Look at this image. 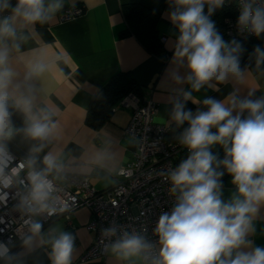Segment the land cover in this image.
<instances>
[{
	"label": "clouds",
	"instance_id": "9594fccd",
	"mask_svg": "<svg viewBox=\"0 0 264 264\" xmlns=\"http://www.w3.org/2000/svg\"><path fill=\"white\" fill-rule=\"evenodd\" d=\"M64 2L15 0L13 5L12 0H0V203L6 205L5 190L16 187L15 207L23 220L16 229L21 251L13 253L11 241H0L3 264H26L38 250H46L50 264L74 261V234L59 224L45 231L37 219L68 211L58 200V181L65 178L68 165L63 153L51 149L56 113L38 103V82L53 65L58 68L62 57L46 58L38 48L25 51L36 25L52 23ZM169 2L168 18L178 32L171 76L175 83L190 86L173 101L170 118L177 127L187 124L177 141L189 154L166 174L176 200L170 212L159 215L153 233L157 241L138 231L108 227L101 233L103 251L116 264H264V247L254 246L249 238L264 207V95L254 98L255 90H249L241 98L234 89L222 100L196 98L193 93L205 86L215 90L230 80L243 84L253 70L241 67L242 45L225 41L210 19L226 0ZM237 2L239 31L260 37L264 0ZM250 60L254 72L264 76V48L256 46ZM179 68H186L185 77ZM188 101L203 107L193 112L185 107ZM17 114L22 118L19 126L13 119ZM17 138L28 149L19 161L8 147ZM216 145L223 148V159L213 153ZM225 173L235 186L227 200Z\"/></svg>",
	"mask_w": 264,
	"mask_h": 264
},
{
	"label": "crops",
	"instance_id": "0c3cea01",
	"mask_svg": "<svg viewBox=\"0 0 264 264\" xmlns=\"http://www.w3.org/2000/svg\"><path fill=\"white\" fill-rule=\"evenodd\" d=\"M127 4H137L158 14L156 28L168 53L165 61L150 53L136 37L121 36L126 29L122 7ZM73 7L82 8L83 13L61 21L62 10ZM170 10L169 0H65L64 7L52 23L36 25L33 40L25 46V51L29 47L38 48L46 58L57 54L62 57L58 68L53 65L38 82V103L47 105L56 113V139L51 149L64 154L68 165L64 175L86 176L95 190L103 191L113 185L117 169L132 158L134 142L124 134L132 114L130 107L116 104L110 120L98 130L91 129L84 122L91 97L118 72H129L141 86L143 100L156 103L154 123L170 126L175 123L170 118L173 101L182 90H190V86L175 83L171 76L176 68L173 52L178 32L168 18ZM249 68L253 72L248 73L243 84L230 80L216 85L215 90L205 86L193 95L201 101L208 97L222 100L234 89H239L241 98L249 90H255L254 98H259L264 95V76L254 72V62ZM58 69H63V73ZM18 70L23 73V66ZM178 74L185 77L186 68H179ZM185 107L195 112L203 105L188 101ZM14 141L27 148L19 138ZM223 191L225 200L235 191L231 179L223 185ZM90 219L89 210L81 207L69 215L73 227L69 226L66 218L58 217L44 224L43 229L46 231L59 224L74 234L76 250L73 264H116L108 255L86 263L80 261L94 239V234L85 229ZM254 224L256 233L249 238L254 246L264 247V207ZM26 264H50L46 250H38L28 257Z\"/></svg>",
	"mask_w": 264,
	"mask_h": 264
},
{
	"label": "built area",
	"instance_id": "2783aa9c",
	"mask_svg": "<svg viewBox=\"0 0 264 264\" xmlns=\"http://www.w3.org/2000/svg\"><path fill=\"white\" fill-rule=\"evenodd\" d=\"M226 3H233L239 10L237 0H226ZM82 13L83 9L79 7L66 8L59 18L61 21H68ZM238 16L225 19L227 36L232 40L255 36L239 31ZM120 105L132 109L124 134L133 140L134 152L131 160L115 172L113 185L107 190L97 191L91 186L88 177L65 175L63 180L58 181V200L68 211L63 214L58 212L52 217H37L43 225L55 218L64 217L69 226L73 227L69 215L78 208H87L91 219L85 229L94 234V239L80 257L83 263L103 259L107 255L103 251L101 233L108 227H116L121 231H138L155 243L158 238L153 233L159 215L170 212L176 200L175 194L170 191L172 185L166 179V174L175 167L174 156L184 148L179 143L166 140V135L171 130L170 125L153 122L157 105L152 100H140L129 94ZM9 151L16 161L23 159L12 149L9 148ZM5 191L8 193L7 203H0V241H11L12 247L21 241L16 229L23 220L15 207L19 199L17 188ZM71 230L74 231V228Z\"/></svg>",
	"mask_w": 264,
	"mask_h": 264
},
{
	"label": "trees",
	"instance_id": "16d2710c",
	"mask_svg": "<svg viewBox=\"0 0 264 264\" xmlns=\"http://www.w3.org/2000/svg\"><path fill=\"white\" fill-rule=\"evenodd\" d=\"M12 3L14 5L15 0H12ZM122 14L126 23V29L121 32V36L132 35L136 37L150 53L165 61L168 57V53L165 52L163 48L156 28L158 14L137 4L124 5L122 7ZM238 14L239 10L233 3H225L223 7L217 9L210 17V19L215 22L217 30L221 33L225 41H232L226 34L225 19L237 17ZM236 41H238L243 48L241 55L242 68L253 63V61L250 60V56L256 46L264 48V35L260 37H247ZM129 94H133L140 100H143L141 86L134 80L129 72H118L113 75L98 92L91 97L86 111L85 124L93 130L100 129L110 120L114 106L120 104ZM244 115L246 116L247 113ZM13 119L18 126L22 124V118L18 114L15 115ZM186 127L187 124L177 127L174 123L171 126L170 132L166 135V140L168 142L178 143L177 137ZM8 147L22 158L27 155L28 149L15 141L10 142ZM212 151L219 159L224 158V151L221 146H213ZM188 154L186 148L178 151L173 158L174 166H177L181 160L186 159ZM230 179L231 177L225 173L222 177L223 185H226ZM20 247L21 241L16 242L11 247V251L16 253ZM0 264H3V262L0 261Z\"/></svg>",
	"mask_w": 264,
	"mask_h": 264
},
{
	"label": "bare ground",
	"instance_id": "6f19581e",
	"mask_svg": "<svg viewBox=\"0 0 264 264\" xmlns=\"http://www.w3.org/2000/svg\"><path fill=\"white\" fill-rule=\"evenodd\" d=\"M178 153V152H177ZM131 160V159H130Z\"/></svg>",
	"mask_w": 264,
	"mask_h": 264
}]
</instances>
